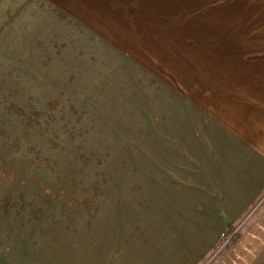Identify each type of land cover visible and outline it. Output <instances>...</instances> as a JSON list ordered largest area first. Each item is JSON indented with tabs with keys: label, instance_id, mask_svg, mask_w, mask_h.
Instances as JSON below:
<instances>
[{
	"label": "rangeland",
	"instance_id": "374dc122",
	"mask_svg": "<svg viewBox=\"0 0 264 264\" xmlns=\"http://www.w3.org/2000/svg\"><path fill=\"white\" fill-rule=\"evenodd\" d=\"M216 5L234 17L240 2ZM66 16L54 0H0V259L44 261L80 238L151 237L169 258L202 244L200 115L142 55ZM259 200L235 228L260 214ZM228 244L197 264H217Z\"/></svg>",
	"mask_w": 264,
	"mask_h": 264
},
{
	"label": "crops",
	"instance_id": "0c3cea01",
	"mask_svg": "<svg viewBox=\"0 0 264 264\" xmlns=\"http://www.w3.org/2000/svg\"><path fill=\"white\" fill-rule=\"evenodd\" d=\"M54 1L73 23L142 55L200 115L195 125L204 127L198 144L207 150L210 181L209 197L192 217L207 224L193 236L207 240L169 258L164 245L153 251L151 237L111 246L80 238L75 250L31 264H197L229 243L227 229L264 193V0H239L234 17L232 5L217 11L216 0ZM259 212L217 264H264V204Z\"/></svg>",
	"mask_w": 264,
	"mask_h": 264
},
{
	"label": "trees",
	"instance_id": "16d2710c",
	"mask_svg": "<svg viewBox=\"0 0 264 264\" xmlns=\"http://www.w3.org/2000/svg\"><path fill=\"white\" fill-rule=\"evenodd\" d=\"M230 231H232L231 232V239L229 241L227 249H230L231 247H233L241 238V234H237V232H235V226L229 227V229H227V231L225 233V236H227L228 233H230Z\"/></svg>",
	"mask_w": 264,
	"mask_h": 264
},
{
	"label": "built area",
	"instance_id": "2783aa9c",
	"mask_svg": "<svg viewBox=\"0 0 264 264\" xmlns=\"http://www.w3.org/2000/svg\"><path fill=\"white\" fill-rule=\"evenodd\" d=\"M261 201H262V200H259V201L257 202V204L254 205V207L250 210V214H252V212L256 211V210L260 207ZM237 229H238V228H237Z\"/></svg>",
	"mask_w": 264,
	"mask_h": 264
}]
</instances>
